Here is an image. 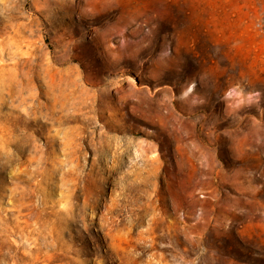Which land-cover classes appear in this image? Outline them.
Wrapping results in <instances>:
<instances>
[{"label":"rangeland","instance_id":"374dc122","mask_svg":"<svg viewBox=\"0 0 264 264\" xmlns=\"http://www.w3.org/2000/svg\"><path fill=\"white\" fill-rule=\"evenodd\" d=\"M250 257L264 0H0V264Z\"/></svg>","mask_w":264,"mask_h":264},{"label":"trees","instance_id":"16d2710c","mask_svg":"<svg viewBox=\"0 0 264 264\" xmlns=\"http://www.w3.org/2000/svg\"><path fill=\"white\" fill-rule=\"evenodd\" d=\"M244 246V245H243ZM247 248V247H246ZM250 260H252L251 262V264H257V263H255V261H254V259H251V257H250Z\"/></svg>","mask_w":264,"mask_h":264}]
</instances>
